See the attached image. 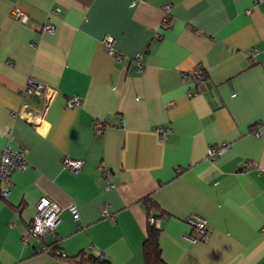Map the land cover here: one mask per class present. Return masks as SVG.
<instances>
[{
  "label": "crops",
  "instance_id": "obj_1",
  "mask_svg": "<svg viewBox=\"0 0 264 264\" xmlns=\"http://www.w3.org/2000/svg\"><path fill=\"white\" fill-rule=\"evenodd\" d=\"M28 77L53 91L44 112V97L22 90ZM6 146L28 165L0 197V264H144L149 216L167 264H264V0H0ZM65 157L83 164L74 172ZM42 196L61 207L43 243L65 257L20 237ZM192 214L208 221L203 240L186 238Z\"/></svg>",
  "mask_w": 264,
  "mask_h": 264
},
{
  "label": "built area",
  "instance_id": "obj_2",
  "mask_svg": "<svg viewBox=\"0 0 264 264\" xmlns=\"http://www.w3.org/2000/svg\"><path fill=\"white\" fill-rule=\"evenodd\" d=\"M57 9L52 7L48 11V16H51L55 13ZM168 10V6H164V11ZM14 16H16L18 19H27V15L20 11L19 9H14L13 11ZM42 29L44 31H47L49 33H52L54 31V25L52 22L46 20L43 23ZM113 37L111 35H104L101 39V42L106 46V50L108 53L112 54L116 59H122L123 55H121L118 52H115L113 47ZM258 47H253L251 49V55L253 56L255 52H257ZM135 64L133 66V71L136 73L142 71L143 69V62H142V54L136 53L134 55ZM191 75L197 80L202 81L203 80V70L200 67H197L191 71ZM44 83L32 78L28 77L25 81V84L22 88L23 92L26 94H34L38 95L40 97H44L45 103H44V110L48 107L49 100L52 97L53 91L51 89H48ZM79 97L77 95L71 96L68 100L66 105L68 107H71L73 105L78 104ZM104 123L106 121L102 120H96L95 121V128L96 131H101V129L104 126ZM168 131L167 127H158L157 132L160 137V139H163L166 132ZM216 149L209 148L208 154L213 157V155L216 153ZM63 164L67 166L70 170L76 172L79 170V168L82 166L83 162L80 159H73V158H64ZM28 162L26 158V154L24 149H13L10 146L4 147L0 152V197L5 198L9 193V186L11 184V175L15 171H23L27 168ZM36 211L33 216L32 222L24 228V230L21 232L20 237L24 242H28L31 238L38 239L39 242V250L45 251L47 253L51 254L52 249L49 246H46L43 243L42 237L52 229H55L56 225L60 221V211L61 207L51 199H49L46 196H42L38 199L35 205ZM72 219L75 221L79 218V212L78 208L74 203H70L67 206ZM102 214L107 215V205L104 206L102 209ZM188 225L190 226L192 230V234L188 235L186 238L189 241H196V240H203L208 235V221L207 219L192 214L186 219ZM148 222L150 224H157L155 219L152 216H149ZM56 253L60 256H65L66 253L62 249H57Z\"/></svg>",
  "mask_w": 264,
  "mask_h": 264
},
{
  "label": "trees",
  "instance_id": "obj_3",
  "mask_svg": "<svg viewBox=\"0 0 264 264\" xmlns=\"http://www.w3.org/2000/svg\"><path fill=\"white\" fill-rule=\"evenodd\" d=\"M159 231L160 230L158 227L148 222L147 236L142 247L144 264H167L161 256V249L158 241ZM49 247L52 249L51 254L60 256L56 253V250L59 249L56 245H52V246L50 245ZM70 264H111V263H109V261L104 259L102 255L95 256L92 254H86V255L80 254L74 257Z\"/></svg>",
  "mask_w": 264,
  "mask_h": 264
}]
</instances>
